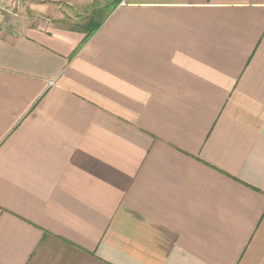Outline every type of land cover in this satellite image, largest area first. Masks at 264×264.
<instances>
[{"label":"crops","instance_id":"crops-1","mask_svg":"<svg viewBox=\"0 0 264 264\" xmlns=\"http://www.w3.org/2000/svg\"><path fill=\"white\" fill-rule=\"evenodd\" d=\"M0 2V264H264V0Z\"/></svg>","mask_w":264,"mask_h":264},{"label":"built area","instance_id":"built-area-1","mask_svg":"<svg viewBox=\"0 0 264 264\" xmlns=\"http://www.w3.org/2000/svg\"><path fill=\"white\" fill-rule=\"evenodd\" d=\"M10 12H11V7L0 2V14H8Z\"/></svg>","mask_w":264,"mask_h":264}]
</instances>
